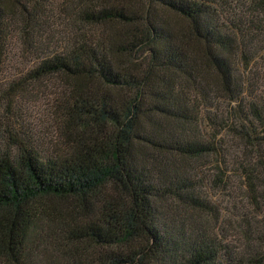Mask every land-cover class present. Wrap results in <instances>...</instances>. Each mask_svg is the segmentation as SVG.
Instances as JSON below:
<instances>
[{
	"label": "trees",
	"instance_id": "16d2710c",
	"mask_svg": "<svg viewBox=\"0 0 264 264\" xmlns=\"http://www.w3.org/2000/svg\"><path fill=\"white\" fill-rule=\"evenodd\" d=\"M252 2L0 0V264H264V97L235 69ZM211 187L251 251L207 224Z\"/></svg>",
	"mask_w": 264,
	"mask_h": 264
},
{
	"label": "rangeland",
	"instance_id": "374dc122",
	"mask_svg": "<svg viewBox=\"0 0 264 264\" xmlns=\"http://www.w3.org/2000/svg\"><path fill=\"white\" fill-rule=\"evenodd\" d=\"M231 1V0H227ZM254 0H239L240 3H243L245 7H241V10L244 11L248 8H251V3ZM254 17L257 21H264V14H259L258 17L256 14ZM257 42L255 43H250L246 48L245 46L241 48V51L243 53L248 54L249 56H253L254 58L252 61L248 64L247 67L242 65H237L235 69L237 70L236 76L238 79L242 82L243 89L246 92L247 95L249 94H255L259 96L264 97V36L260 35L257 38ZM7 50L10 53V57L13 59L12 61L9 62V66L14 67L13 69H22V63L23 61L21 60V53L19 54L18 51V46L15 43V39L12 36L11 41L8 44ZM24 63V62H23ZM25 68V67H24ZM11 72L16 73V70H12ZM32 99V98H31ZM25 109V113L29 116L28 119V124L29 128L35 127L36 128V133L39 134L40 131H43L45 133H48L50 131L52 124L49 118L42 112V109L38 108L36 109L34 107L33 101L31 102H26L23 106ZM42 108V107H41ZM45 128V129H44ZM39 131V132H38ZM203 173H207L211 170V168H204ZM206 190V189H205ZM208 190V191H207ZM206 192L211 195V198L213 201H216V203L219 205V208L221 209V220L219 223L215 224L214 222L208 221L207 224L212 226L213 232H219L221 237V232L223 231L226 235V238L228 240V243L232 246L240 248L241 251H244L246 253L247 246H249V249L254 247V241H256V238L260 235V232H257L256 237H245L243 236V228L245 229L247 226H250V221H248V225H245L244 227L242 226V229L239 230L238 226V220L236 218L238 211L233 210L230 208V206H225V202L227 201L225 198L226 195H228L227 191L220 192L216 188L211 187L208 188ZM240 199V195H237L235 200L232 202H238ZM220 203V204H219ZM229 207V208H228ZM198 216V215H197ZM260 221L262 219H258V221H253L254 224L260 225ZM223 228V229H222ZM241 228V227H240ZM261 229V227L259 226Z\"/></svg>",
	"mask_w": 264,
	"mask_h": 264
}]
</instances>
